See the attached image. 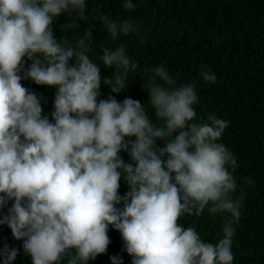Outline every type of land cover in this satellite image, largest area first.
Masks as SVG:
<instances>
[{"label": "clouds", "instance_id": "obj_1", "mask_svg": "<svg viewBox=\"0 0 264 264\" xmlns=\"http://www.w3.org/2000/svg\"><path fill=\"white\" fill-rule=\"evenodd\" d=\"M85 9L86 0H0V225L23 241L32 264H89L107 252L110 226L131 264H233L245 193L237 195V160L220 142L230 122L198 117L195 81L178 82L164 65L148 77L152 116L130 97L101 99L102 82L119 94L139 64L122 43L103 47L94 61L90 28L75 44L57 40L54 22L74 13L62 30H79ZM98 19L113 42L140 28L132 19ZM101 65L114 76L102 81ZM199 75L209 84L217 79L207 66ZM22 80L56 89L51 119ZM205 210L230 214L217 242L180 223ZM18 254L5 244L0 264Z\"/></svg>", "mask_w": 264, "mask_h": 264}, {"label": "trees", "instance_id": "obj_2", "mask_svg": "<svg viewBox=\"0 0 264 264\" xmlns=\"http://www.w3.org/2000/svg\"><path fill=\"white\" fill-rule=\"evenodd\" d=\"M124 2L86 0L79 30H62L75 15L64 14L53 24L55 37L75 44L83 31L90 28L93 44L89 55L97 63L103 47L124 44L127 55L139 67L130 70L129 84L119 94L111 93L102 82L100 98L113 95L123 102L130 97L145 104L150 116L153 110L147 101V82L152 67L164 65L178 82L195 81L198 117L215 114L230 122L220 142L237 160V195L241 190L245 193L240 220L233 225V264H264V0H133V10L124 9ZM101 15L135 20L139 31L113 42L98 19ZM25 61L28 67L31 62L26 57ZM204 66L216 75L214 83L204 82L199 75ZM100 68L102 81L114 76V69L103 65ZM21 83L40 98L43 113L51 119L56 89L38 86L31 80ZM156 143L164 147L163 141ZM120 155L131 163L126 152ZM248 180L250 184L245 183ZM128 190L122 178L119 194L123 197ZM11 204L9 201L8 207ZM3 213L6 215L7 209ZM228 215L212 216L205 210L198 218L182 217L180 223L195 226L203 239L217 242ZM108 236L111 243L107 252L89 264H114V258L116 264H131L132 257L124 250L120 233L110 226ZM5 244L19 251L13 264H32L30 256L24 254L23 241L15 240L7 225H0V248Z\"/></svg>", "mask_w": 264, "mask_h": 264}]
</instances>
